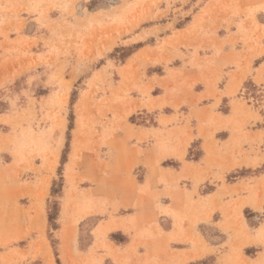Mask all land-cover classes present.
Masks as SVG:
<instances>
[{"label": "rangeland", "instance_id": "1", "mask_svg": "<svg viewBox=\"0 0 264 264\" xmlns=\"http://www.w3.org/2000/svg\"><path fill=\"white\" fill-rule=\"evenodd\" d=\"M1 252L264 264V0H0Z\"/></svg>", "mask_w": 264, "mask_h": 264}, {"label": "crops", "instance_id": "2", "mask_svg": "<svg viewBox=\"0 0 264 264\" xmlns=\"http://www.w3.org/2000/svg\"><path fill=\"white\" fill-rule=\"evenodd\" d=\"M4 256H5V252H1L0 253V260H2L4 258Z\"/></svg>", "mask_w": 264, "mask_h": 264}, {"label": "trees", "instance_id": "3", "mask_svg": "<svg viewBox=\"0 0 264 264\" xmlns=\"http://www.w3.org/2000/svg\"><path fill=\"white\" fill-rule=\"evenodd\" d=\"M50 219H51V218H50ZM58 264H60L59 261H58Z\"/></svg>", "mask_w": 264, "mask_h": 264}]
</instances>
